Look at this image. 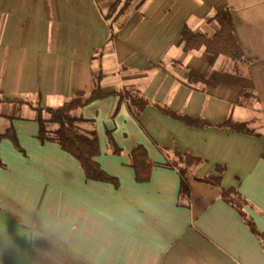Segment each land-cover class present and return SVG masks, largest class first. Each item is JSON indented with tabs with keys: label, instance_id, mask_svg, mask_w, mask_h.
I'll use <instances>...</instances> for the list:
<instances>
[{
	"label": "crops",
	"instance_id": "0c3cea01",
	"mask_svg": "<svg viewBox=\"0 0 264 264\" xmlns=\"http://www.w3.org/2000/svg\"><path fill=\"white\" fill-rule=\"evenodd\" d=\"M115 1L0 0V135L12 128L19 144L0 141V264H264L242 215L200 181L213 174L238 191L264 234V0H137L133 8L142 7L108 43ZM224 9L248 61L243 73L224 57L180 47L186 25L213 36L219 27L208 20ZM98 73L108 96L80 115L95 123L97 161L118 187L89 180L58 144H42L28 103L57 108L89 95ZM120 92L151 103L136 116ZM228 121H254L259 135L222 129ZM136 146L156 164L149 182L137 183L128 163ZM163 149L204 162L184 199Z\"/></svg>",
	"mask_w": 264,
	"mask_h": 264
},
{
	"label": "trees",
	"instance_id": "16d2710c",
	"mask_svg": "<svg viewBox=\"0 0 264 264\" xmlns=\"http://www.w3.org/2000/svg\"><path fill=\"white\" fill-rule=\"evenodd\" d=\"M137 0H116L106 14L105 18L110 22L112 29V38L115 36L117 30L127 23L132 14L142 7V3L135 9L133 5ZM208 21L215 22L219 29L213 36H208L204 33H195L192 31L189 25H186L182 32V40L180 47L184 52H192L200 49H204L209 54L213 55L215 59L224 57L228 61H232L237 66V72L243 73L248 67V61L245 58L243 49L241 47L239 38L237 36L236 28L233 22L231 12L228 9H224L216 13ZM98 52H96V55ZM244 70L242 71L241 68ZM190 77L198 82L210 83L209 80L204 79L197 74L191 72ZM103 76L101 73L97 75V88L91 94H85L83 92L77 93L68 102L63 105L52 108L45 107L38 102H28L34 112V119L40 126V132L38 139L44 144L46 142H54L58 144L62 150L73 156L78 162L80 167L85 171L86 177L89 180H95L100 182L114 183L116 187L119 186L117 179L108 175L100 166L97 161V157L100 155V145L98 140V134L96 131L95 123L85 120L80 112L84 107L91 104L95 100L106 98L101 87ZM132 97L133 106L136 108V116H139L141 111L148 105L150 101L134 93L123 94L120 92L118 96L120 98ZM160 110L177 120L189 125H196L201 127H208L210 124L205 120L192 119L181 114H175L168 109L160 108ZM253 124L256 122H234L228 121L221 125L222 129L232 128L241 133L259 135L255 132ZM4 138L10 139L16 147L19 148L18 140L15 131L10 128L6 133L0 135V141ZM166 154V167L176 170L181 177L180 186V199L188 197L190 194V187L188 184V177L193 176L195 171L200 168L204 162L195 153L182 154L178 150L172 152L163 149ZM117 153H122L117 150ZM128 163L134 169L136 174L137 183L149 182L156 164L150 159L147 151L143 146H136L131 154L128 156ZM0 166L4 167V164L0 160ZM222 171V169H220ZM200 180V179H198ZM211 184L221 189L222 198L228 204H231L244 218V221L256 235L260 242L264 246V234L258 230L254 222L243 211L242 205L248 204V202L239 194L236 190H224L221 186V178L216 175H209L208 177L200 180Z\"/></svg>",
	"mask_w": 264,
	"mask_h": 264
},
{
	"label": "rangeland",
	"instance_id": "374dc122",
	"mask_svg": "<svg viewBox=\"0 0 264 264\" xmlns=\"http://www.w3.org/2000/svg\"><path fill=\"white\" fill-rule=\"evenodd\" d=\"M225 60H226V58H225ZM225 65H226V67L229 68V69H231L232 67L237 68L236 64H235L234 62L230 61V60H229L228 62L225 61ZM240 68H241V67H240ZM241 70L243 71L244 69L241 68ZM244 96H245V95H244ZM2 126L4 127V123H3V121H0V129H1ZM253 126H257V124H253L252 127H253ZM258 127H259V126H258ZM259 130H260V129H259Z\"/></svg>",
	"mask_w": 264,
	"mask_h": 264
}]
</instances>
